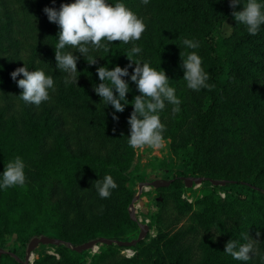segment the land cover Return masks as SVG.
Listing matches in <instances>:
<instances>
[{
	"label": "trees",
	"instance_id": "trees-1",
	"mask_svg": "<svg viewBox=\"0 0 264 264\" xmlns=\"http://www.w3.org/2000/svg\"><path fill=\"white\" fill-rule=\"evenodd\" d=\"M16 2L18 9L13 0H0V175L19 156L25 163L26 183L0 189V250H8L0 264H25L29 244L36 237L62 239L64 243L55 247L66 250L67 257L57 261L45 256L35 264H86L79 257L88 251L78 253L65 242L77 247L100 238L121 242L138 238L140 225L130 216L127 199L119 198L130 195L128 188L157 179L141 176V165L127 143V121L134 111L131 102L140 95L130 79L135 65L123 78L130 87L123 113L102 103L93 91V84L101 83L97 68L127 67L131 62L126 53L133 46L142 49L133 59L164 70L181 101L179 113L173 115V105L167 102L159 113L171 151L172 162L166 167L173 183L158 189L164 200L149 226L157 228L155 239L131 247L137 250L132 259L119 255L123 247L101 245L102 252L93 255L89 264H264V25L258 35H249L231 15L230 0H149L147 5L141 0H108L112 5L124 3L144 20L146 31L139 41L114 42L108 53L91 50L96 65L66 47L64 51L74 50L79 57L78 83L66 85L67 74L59 71L55 60L59 27L49 22L43 10H58L75 0ZM242 10L243 4L235 9ZM16 12L24 17L23 37L32 42L29 60L22 55L24 46L18 37L22 27ZM229 20L232 29L227 34ZM36 24L40 33L30 28ZM185 38L198 41L200 47L186 48ZM181 51H195L202 58L207 83L214 85L211 90L187 87ZM25 65L54 78L55 90H49L50 99L39 107L18 98L22 89L11 78L13 71ZM68 116L76 118L79 135H90L81 144V137L67 127ZM105 175H111L118 187L108 203L102 201V209L86 219L82 202L90 206L100 200L94 182ZM187 177L206 179L198 211L180 198L184 190L193 188L183 182ZM212 180L227 184L214 186ZM221 190H236V195L222 199ZM171 194L176 195L178 212L165 217ZM72 214L78 215L84 230L78 239L68 231L77 224L71 221ZM186 216L188 227L179 228ZM244 234L255 240L254 254L248 261H238L224 253L225 245L230 240L238 246L247 243Z\"/></svg>",
	"mask_w": 264,
	"mask_h": 264
},
{
	"label": "clouds",
	"instance_id": "clouds-1",
	"mask_svg": "<svg viewBox=\"0 0 264 264\" xmlns=\"http://www.w3.org/2000/svg\"><path fill=\"white\" fill-rule=\"evenodd\" d=\"M147 5L149 0H141ZM243 4L242 11H235L238 5ZM233 9L231 15L238 25L243 24L249 35L259 34L264 25V3L259 0H230ZM44 13L50 23L59 27L58 43L55 44V60L60 72L66 73L64 83H78L76 74L79 57L72 51H64L66 47L79 52L89 65H96L97 59L89 55L91 50L111 51L110 45L114 42L128 44L139 41L146 31L144 20L137 16L124 3L115 5L108 0H75L73 3H63L57 10L54 7H46ZM183 46L188 49H198L200 44L192 39H183ZM142 52L138 46H133L126 56L131 62L127 67H98L97 75L101 83L93 84V91L101 98L102 103L112 106L116 113H123L128 105L126 99L130 92L129 83L123 79L130 75L129 68L135 65L130 76L131 82L137 86L140 95H136L131 102L134 111L128 119L130 136L127 139L129 147L133 150L150 147L159 149L164 144L163 133L165 125L161 122L159 113L164 111L167 104L173 105V115L180 111V99L176 96V90L169 86V78L164 70L157 71L148 62L134 60L133 56ZM182 68L184 69V81L187 87L193 91L201 89L211 90L214 85L207 83L209 75L202 67V58L197 52L185 53L181 51ZM23 76V79L17 80ZM22 94L18 97L26 104L39 107L50 99L49 90L54 89V78L43 70L30 71L27 66L17 68L11 73ZM118 94V95H117ZM113 120L119 121V117L113 114ZM25 163L17 156L5 165L0 175V189L7 190L15 186H24L26 183ZM98 195L102 199L110 197L112 190L118 185L111 175H105L103 179L94 182ZM219 195L224 196L223 192ZM260 233L257 232V236ZM247 243L240 244L230 240L225 245V254L238 261L252 259L255 240L247 234L243 237Z\"/></svg>",
	"mask_w": 264,
	"mask_h": 264
},
{
	"label": "rangeland",
	"instance_id": "rangeland-1",
	"mask_svg": "<svg viewBox=\"0 0 264 264\" xmlns=\"http://www.w3.org/2000/svg\"><path fill=\"white\" fill-rule=\"evenodd\" d=\"M13 6L15 8H19V5H17L16 0H13ZM17 18L19 19V23L22 27L21 34L18 36L20 41L22 42L24 46V51H22V55L26 59H30L32 52H31V45L32 42L25 39L23 37V29H24V17L20 15V13L16 12ZM38 26L39 25H32L30 28L32 31L35 33H40V30L38 32ZM231 26H232V21L229 20L225 24V31L227 34H230L231 32ZM74 52V50L72 51ZM68 129L71 130V132L75 135H78L81 137L79 144L84 140L86 136H90L89 134L85 135L82 137V135H79L78 132V123L76 118L68 116ZM84 149V148H83ZM134 157L136 163H139L141 165L139 173L143 178L147 177L148 179H166L170 180L172 179V175L169 172V168L166 167L167 165H170L172 162V157H171V151L169 148V142L164 140V144L161 148L159 149H152L150 147H144L140 149L134 150ZM168 161L167 163H165ZM176 162V161H174ZM177 164V163H173ZM159 167H161V170H157ZM147 183H150V181H146ZM203 189V184L201 185H194L192 190H184L183 193H181L180 198L182 201L186 202L189 205L193 206V210H200V207L198 206L197 202L203 198L202 193ZM130 195L127 197H122L119 198L120 201L127 199V206H128V211L129 213L132 211V216L137 219L138 224H146L148 226L151 225V216L158 213L161 210V206L159 203L163 202L164 197L158 193V189H154L150 186L145 187L143 192L140 195V199H137L139 195V184L136 186L132 187V189L128 188ZM223 192L225 195L220 197L222 199H225L227 195H236V190H221L219 193ZM131 193H134V196L131 197ZM84 194V193H83ZM176 195H170L167 197V210L165 213V217L168 215H177V210L174 208L176 203L174 202ZM108 198L107 199H102L97 201H92V204L90 206H85V202L83 201V213L86 216V219L91 218V213H98L102 207V201L103 204L108 203ZM125 201V202H126ZM141 202L143 203L141 205ZM116 203H121V202H116ZM146 210V212H144ZM71 221L73 222L74 220L76 221L77 224H74V226H71V228L68 230L70 233V236L73 238H80L81 233L84 232L82 228V224L80 219L78 218V215L72 214L71 216ZM189 221H188V216H186L181 224H179V228L181 227H188ZM157 237V228L156 226H153L150 228L149 233L146 237V243H149L151 240L155 239ZM62 240V239H59ZM12 245V242L8 243V246ZM66 247L69 249H72V245L70 242H65ZM102 246L98 245L95 247L93 250L88 251L87 255L84 257H79V261L83 262L85 261L86 264H89L91 262L92 256L100 254L102 252ZM8 252V250H5ZM137 254V250L134 248L130 247H123L119 251V255L125 259H132L135 255ZM45 256H51L55 258L57 261H62L63 257H67V251L64 249H60L55 247L54 245H40L38 246L33 255L30 258V264H35V262L39 259H42ZM26 261V260H25ZM12 264V263H9Z\"/></svg>",
	"mask_w": 264,
	"mask_h": 264
},
{
	"label": "water",
	"instance_id": "water-1",
	"mask_svg": "<svg viewBox=\"0 0 264 264\" xmlns=\"http://www.w3.org/2000/svg\"><path fill=\"white\" fill-rule=\"evenodd\" d=\"M206 181L204 178H195V177H187L183 178V182L185 183L187 188H192L194 185H201ZM173 183V180H165V179H158L155 181H152L150 183L143 182L139 184V195L137 199H140V195L143 192L145 187H152L154 189H161V188H167ZM212 185L214 186H225L227 184V181H221V180H212L211 181ZM143 203L141 202V205ZM146 212V210L144 211ZM130 216L134 221H137L132 216V211L130 212ZM149 226L146 224H140V234L136 240H133L131 242H121V241H114L108 238H100L98 240L90 241L87 242L83 245L77 246V247H72V249L78 253H82L84 251H89L93 250L95 247H97L99 244L100 245H118L120 247H135L137 246L140 242L146 239L148 233H149ZM14 238H17L16 235H14ZM64 242L59 241L57 239H54L52 237H36L32 239V241L29 244L28 250H27V255H26V261L25 264H30V258L33 255L35 249L40 246V245H54L58 246ZM7 253L5 250H0V258L3 254Z\"/></svg>",
	"mask_w": 264,
	"mask_h": 264
}]
</instances>
